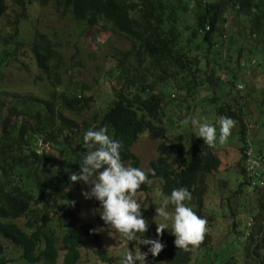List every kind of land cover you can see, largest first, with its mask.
<instances>
[{
    "label": "trees",
    "instance_id": "obj_1",
    "mask_svg": "<svg viewBox=\"0 0 264 264\" xmlns=\"http://www.w3.org/2000/svg\"><path fill=\"white\" fill-rule=\"evenodd\" d=\"M48 6L62 20L69 17L89 30L98 28L126 42V50L110 56L115 62L112 100L103 110L91 112L93 99L86 96L90 86L85 83L75 91L59 89L67 69H83L81 61L69 57L65 62L59 44L36 30L29 42L18 37V25L28 18L27 12ZM0 20L9 29L0 37V80L12 62L29 71L22 61L27 58L37 71L32 83L45 82L49 87L41 96L12 94L10 103L4 100L9 93L0 90V264H11L10 253L16 250L26 264H58L59 251L63 252L60 264H78L84 241L91 242L99 262L111 264L95 227L78 220L73 197L82 182L68 180L71 173H78L81 155L88 150L82 137L89 128L105 127L121 142L122 161L140 168L131 153L139 137L147 134L162 140L166 128L181 127L192 110L183 100L186 103L199 90H208L209 103L216 106L213 124L220 115L235 121L238 154L244 163L247 126L252 125L244 122L240 104L249 95L241 91L243 96L231 100L224 90L235 88L238 93V75L247 67L256 68L255 59L264 62V0H0ZM232 23L241 30L236 32ZM236 35H241L244 45L229 54L225 49L236 44ZM243 50L249 55L245 59ZM172 95L183 99L174 100L177 105L170 110L174 121L165 125ZM250 137L251 133L253 150ZM182 140L183 135H178L173 144L158 145L156 159L142 170L150 183L141 185L136 199L147 194L153 183L157 189L152 188L164 195L184 187L191 193L186 205L207 221V231L198 246L183 251L174 246L170 228L161 230L164 247L154 257L156 264H206L201 256L214 250L209 245L212 218L205 213L204 197L206 180L218 172L220 160L214 146L202 139H187V144ZM253 155L264 167V157L254 150ZM239 174L242 179L234 194L243 197L247 185L243 167ZM261 197L257 214L252 215L255 223L235 233L244 253L241 264H264L259 254L264 249V194ZM91 204L99 206L94 199ZM223 256L221 264H234L232 256Z\"/></svg>",
    "mask_w": 264,
    "mask_h": 264
},
{
    "label": "rangeland",
    "instance_id": "obj_2",
    "mask_svg": "<svg viewBox=\"0 0 264 264\" xmlns=\"http://www.w3.org/2000/svg\"><path fill=\"white\" fill-rule=\"evenodd\" d=\"M27 14L28 18L25 19V22L18 25V37L22 41L29 42L32 39L33 31L36 30L41 34L47 35L49 39L59 44L65 62L67 58L72 57L73 62L81 61L84 65L83 69H67L61 76L62 87L59 89H62L64 92L74 89L78 90V86L85 83L90 86L89 92L85 94L93 99L91 112H97L98 110L106 108L112 100L111 85H113L112 79L114 78L113 67L115 62L110 59V56L115 50H126V42L120 37L111 35L98 28L89 30L69 17L62 20L49 6L44 9L31 8ZM4 25V21L0 20V37L8 35L9 29L4 28ZM232 25L236 26V32L238 28L241 30L238 24L232 23ZM236 36V44L230 45L225 49L229 54H235L236 49L239 48L238 45L242 47L244 45L241 35ZM242 55L244 59L246 56H249L245 50H243ZM22 61L29 66V71L23 70L19 62L10 63L2 71L0 90L9 93L4 99L6 103H10L12 100L10 97L12 94L41 96L49 89L45 82L38 85L32 83L33 78L37 75V71L30 64L29 59L25 58ZM254 61H256L255 65L259 61V65L257 64L258 66L256 68L247 67L242 71L241 75H238L241 83L238 81L235 84L241 85L243 89H236L238 93H234L235 88L229 89V87H226L224 92L228 93L227 97L231 98V100L240 95H249L240 104L243 112L242 118L248 125H252V127L257 125L259 127L258 131H252L250 140L254 154L258 157H264V62L258 59ZM219 76L224 79L222 74ZM241 91H243V95ZM177 95L170 96L169 106L165 109V125L171 124V120L175 118V116L170 115V110L177 105V102H174V100L181 98ZM210 97L211 94L208 90H199L195 93V96L188 98L186 103L183 100L185 105H189L188 107L190 109L192 108L187 116L185 115V118L192 116L199 118L202 116L214 123L213 117L216 106L209 103ZM224 97L226 99V96ZM217 98L220 101L218 95ZM179 109H176V112ZM166 129V135L162 140L154 139L147 134H143L131 147V153L138 158L141 170H148L149 163L156 159L159 144H173L178 135H183L182 141L185 144H187V139L198 138L195 137V133L191 130L190 126H186L184 123H181V127L179 128ZM214 148L220 160V168L216 174L207 178V194L204 197L205 213L212 218L209 232V245L214 250H210V252H207L201 257L202 261L206 264H221L222 256L229 254L232 256L234 264H241L243 260L241 255H244V253L241 250L242 246L238 247L236 244L235 233L237 229L240 230V233L244 232L248 220H250L247 223L249 226L255 223L252 215L255 216L257 214L256 202L258 198L263 199L261 196L264 194V189L258 190L256 193L252 192V194L247 188H244L242 192L243 197L242 195L234 194L237 185L242 179L239 174V168L244 167V163L242 164V160H240L238 154L240 144L237 141V128L235 126L231 129L230 135L225 143H217L214 145ZM238 163L240 166H237ZM152 185L157 189L156 183ZM152 185L151 190L147 194L139 196L138 203L141 205V215L147 222L144 237L156 239L155 224L158 225L163 221L155 217L154 209L155 207H159L161 200L157 194L158 192L152 188ZM87 190L88 186L82 183L80 191L75 193L73 197V200L78 204V220L80 223H88L95 227L102 247L105 249L106 256L111 264H119L123 253L127 249L131 251L135 242L130 241L125 246L124 242L119 238V234L103 224L98 214L99 206L92 207L91 199H84L81 195L82 192H87ZM233 222H237L235 227H233ZM151 224L154 225V230H152ZM168 225L166 228H170V221ZM138 247L141 252L147 251V246L139 245ZM10 254L12 255L11 264H26L19 257L17 250ZM259 254L260 259L264 260V249H261ZM62 257L63 252L59 251L58 264H60ZM78 264H103L99 262L91 242H83L80 248ZM146 264H156L154 257H151L150 254L146 256Z\"/></svg>",
    "mask_w": 264,
    "mask_h": 264
},
{
    "label": "clouds",
    "instance_id": "obj_3",
    "mask_svg": "<svg viewBox=\"0 0 264 264\" xmlns=\"http://www.w3.org/2000/svg\"><path fill=\"white\" fill-rule=\"evenodd\" d=\"M183 123L190 126L195 137L212 147L217 143H225L235 121L220 115L213 124L205 117L192 116L186 117ZM82 139L88 150L81 155L78 173H71L68 180L88 186L87 192L81 195L84 199H94L99 203L100 220L119 234L125 246L130 241L135 242L131 251L126 248L119 264H146V256L150 254L156 257L164 247L159 234L169 226V221V233L174 237L176 248L189 251L190 247L199 245L207 231V221L186 205L191 199V193L186 188H173L167 195L157 193L161 201L159 207L154 209L155 217L163 222L155 224L156 239L145 238L147 222L141 215V205L136 195L142 184L150 183L146 173L122 161V144L108 135L105 127L87 129ZM169 205L172 206L171 212L168 210ZM139 245L147 246V251L141 252Z\"/></svg>",
    "mask_w": 264,
    "mask_h": 264
},
{
    "label": "built area",
    "instance_id": "obj_4",
    "mask_svg": "<svg viewBox=\"0 0 264 264\" xmlns=\"http://www.w3.org/2000/svg\"><path fill=\"white\" fill-rule=\"evenodd\" d=\"M253 64V62H252ZM237 90H241V85H236ZM256 126H247L246 136L247 139L245 141L246 148L244 151V171L245 177L247 179L246 188L249 192L255 189H263L264 188V167L262 166L261 160L253 155V150L251 144L249 143V135L254 131ZM249 226V224H247Z\"/></svg>",
    "mask_w": 264,
    "mask_h": 264
}]
</instances>
